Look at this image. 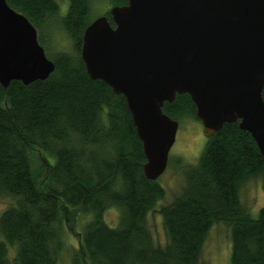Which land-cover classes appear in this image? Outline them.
Returning a JSON list of instances; mask_svg holds the SVG:
<instances>
[{"label":"trees","instance_id":"1","mask_svg":"<svg viewBox=\"0 0 264 264\" xmlns=\"http://www.w3.org/2000/svg\"><path fill=\"white\" fill-rule=\"evenodd\" d=\"M6 1L35 26L54 69L28 84H0V194L11 200L0 212V264H57L63 223L78 212L90 218L77 232L71 264H197L215 222L230 229L228 264H264V204L251 217L239 198L241 185L254 177L264 191V156L251 134L238 121L225 122L205 137L195 163L177 158L184 183L156 209L165 189L143 174L142 145L125 98L90 78L80 56L91 0H67L63 15L55 0ZM54 24L70 38L71 51H48L44 33ZM261 94L264 100V86ZM162 110L200 121L187 93L165 101ZM112 206L119 210L115 226L103 218ZM154 210L163 245L148 226Z\"/></svg>","mask_w":264,"mask_h":264},{"label":"water","instance_id":"2","mask_svg":"<svg viewBox=\"0 0 264 264\" xmlns=\"http://www.w3.org/2000/svg\"><path fill=\"white\" fill-rule=\"evenodd\" d=\"M84 28L80 56L90 78L122 94L155 180L165 170L178 120L165 101L187 93L205 137L238 121L264 156V0H127ZM54 69L21 12L0 0V84H28Z\"/></svg>","mask_w":264,"mask_h":264},{"label":"rangeland","instance_id":"3","mask_svg":"<svg viewBox=\"0 0 264 264\" xmlns=\"http://www.w3.org/2000/svg\"><path fill=\"white\" fill-rule=\"evenodd\" d=\"M58 4V15H63L67 9V0H55ZM113 5L109 0H91L89 20L96 16L105 14L109 7ZM47 41L48 51L53 53L56 50H72V42L67 34L61 30L57 24L51 31L44 33ZM205 136L202 133L200 121L183 116L178 119V127L175 139L168 153V162L165 170L157 178L158 182L165 189L164 198L158 202L156 209L162 203L170 201L177 195L184 183L181 167L174 162L179 158L182 163H195L203 145ZM239 198L248 209L251 217H256L259 208L264 204V191L262 189L261 178L254 177L246 180L239 189ZM11 200L0 194V212ZM119 210L112 206L103 213L105 222L110 226H115L118 221ZM90 218V214L76 213V217L63 223L64 246L57 256V264H71V248L78 247L79 236L77 232L82 231L84 221ZM147 222L155 243L163 245L166 241L162 221L157 210L147 214ZM231 251L230 229L223 222H215L208 231V234L201 247V253L197 264H228Z\"/></svg>","mask_w":264,"mask_h":264}]
</instances>
